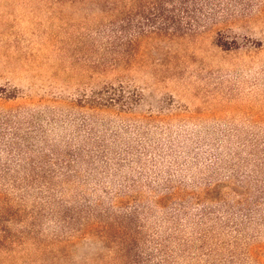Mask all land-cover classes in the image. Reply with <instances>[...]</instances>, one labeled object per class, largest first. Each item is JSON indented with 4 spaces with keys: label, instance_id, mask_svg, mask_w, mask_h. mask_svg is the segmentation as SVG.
<instances>
[{
    "label": "rangeland",
    "instance_id": "1",
    "mask_svg": "<svg viewBox=\"0 0 264 264\" xmlns=\"http://www.w3.org/2000/svg\"><path fill=\"white\" fill-rule=\"evenodd\" d=\"M0 87V264H264V0H0Z\"/></svg>",
    "mask_w": 264,
    "mask_h": 264
},
{
    "label": "trees",
    "instance_id": "2",
    "mask_svg": "<svg viewBox=\"0 0 264 264\" xmlns=\"http://www.w3.org/2000/svg\"><path fill=\"white\" fill-rule=\"evenodd\" d=\"M182 0H165V2H173V3H178L181 2ZM0 90H3L2 87H0ZM2 95H5L6 97L11 98V94H4L1 92ZM96 103H101V104H109V105H120L121 107H127L130 105L132 102H127V100L124 98L123 95L121 94H116L115 92L112 93L111 91L107 92V94L103 92H98V95L96 96L95 100ZM0 201L4 203V208L2 211H0V243H12L14 241L15 237L11 234L12 232L8 229V227L3 228L2 227V219L4 218L5 215H7V208L9 207V200L7 196L4 195L3 192H0ZM257 201H255L256 203ZM242 203L239 202L237 206H241ZM258 205V203H256ZM51 205L55 207H59L60 210L59 212H53V215L57 216L60 224L62 225V228L66 230H74L76 227H81V228H94L96 226L102 225L104 226L106 232L110 227L114 225V228L117 231H125L128 233V231L132 228V219H119L114 216V214H111L110 211L106 212V214H100L98 208H94V210L88 211L87 209H84L81 207H76L74 206L73 208H67L64 205H61L59 202L57 203L54 201L51 203ZM157 207L164 208L165 204L159 203L156 204ZM99 204H97V207ZM177 209V208H176ZM240 210H245V209H240ZM108 211V210H107ZM145 214H152L153 210L149 207L148 209L145 210ZM177 215H172L168 214L165 216L167 220L170 222L174 223L176 226L181 225V218H179L180 215H183L184 218L190 219V215L187 211L186 206H180L179 209L176 210ZM216 211L208 210L206 212V215L208 216H214ZM9 215V214H8ZM14 215V214H10ZM81 218L82 222L79 221ZM214 219V218H213ZM85 220V222H83ZM217 221V220H215ZM35 222H38V220ZM35 225V223H34ZM33 225V227H34ZM196 225H199V222L196 223ZM129 237L131 236V233L129 234ZM203 240V243H206V240L209 239L210 232L205 231L201 233ZM3 241V242H1ZM175 241L178 246H186L188 247V243L186 240H183L182 238H176L175 236ZM208 251H210L209 254H215L216 250L213 246L208 247Z\"/></svg>",
    "mask_w": 264,
    "mask_h": 264
}]
</instances>
